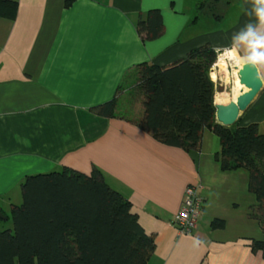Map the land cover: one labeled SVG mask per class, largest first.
Returning a JSON list of instances; mask_svg holds the SVG:
<instances>
[{
    "label": "crops",
    "instance_id": "1",
    "mask_svg": "<svg viewBox=\"0 0 264 264\" xmlns=\"http://www.w3.org/2000/svg\"><path fill=\"white\" fill-rule=\"evenodd\" d=\"M12 1H17L15 13L0 16L3 214L22 203L21 185L29 176L65 168L90 175L98 169L132 204L146 233L155 236L148 264H264V254L252 247V240H264V231L252 216L258 203L249 171L222 169L216 160L220 139L211 130L192 152L164 145L142 130L137 122L144 115V96L133 84L139 65L166 66L208 44L219 54L234 53L235 65L216 66L210 76L215 104L235 101L248 91L238 72L252 37H243L249 29L264 36L256 14L261 5L207 0L200 13L203 0ZM151 10H160L165 31L155 41H143L137 24ZM256 66L262 79L264 65ZM262 81L263 90L237 125L258 124L264 133ZM114 99L117 117L93 111ZM190 185L204 205L197 230L184 235L172 222Z\"/></svg>",
    "mask_w": 264,
    "mask_h": 264
},
{
    "label": "trees",
    "instance_id": "2",
    "mask_svg": "<svg viewBox=\"0 0 264 264\" xmlns=\"http://www.w3.org/2000/svg\"><path fill=\"white\" fill-rule=\"evenodd\" d=\"M206 3H199L198 12ZM16 9L17 1L0 0V16ZM164 31L160 10L140 16L137 32L143 41H155ZM217 55L206 44L166 66L139 65L133 84L144 96V115L137 125L162 144L189 152L200 149L205 130L213 131L220 139L216 160L222 169L249 171L258 203L252 216L264 231V133L258 124L217 123L210 76ZM117 108L114 99L93 111L115 118ZM21 188L22 203L12 208L13 231H0V264H148L153 257L155 236L146 233L132 204L100 170L87 175L65 168L29 176ZM252 247L264 254V240H252Z\"/></svg>",
    "mask_w": 264,
    "mask_h": 264
},
{
    "label": "water",
    "instance_id": "3",
    "mask_svg": "<svg viewBox=\"0 0 264 264\" xmlns=\"http://www.w3.org/2000/svg\"><path fill=\"white\" fill-rule=\"evenodd\" d=\"M238 80L240 85L248 91L242 90L236 100L229 104H215L216 120L225 127L237 125L241 114L251 107L263 90V81L256 65L251 63L243 64L238 72ZM0 220H6V216L1 209Z\"/></svg>",
    "mask_w": 264,
    "mask_h": 264
},
{
    "label": "built area",
    "instance_id": "4",
    "mask_svg": "<svg viewBox=\"0 0 264 264\" xmlns=\"http://www.w3.org/2000/svg\"><path fill=\"white\" fill-rule=\"evenodd\" d=\"M217 63L212 69L216 68L218 65ZM203 205L204 200L200 195L198 188L191 185L188 186L185 190L181 210L172 222L181 234L192 235L197 230Z\"/></svg>",
    "mask_w": 264,
    "mask_h": 264
},
{
    "label": "clouds",
    "instance_id": "5",
    "mask_svg": "<svg viewBox=\"0 0 264 264\" xmlns=\"http://www.w3.org/2000/svg\"><path fill=\"white\" fill-rule=\"evenodd\" d=\"M255 3L261 5L260 8L256 9V14L258 18L264 22V0H255ZM247 37L252 38L247 39ZM243 38L247 39L250 55H248L246 59H241L240 61L243 64L251 63L253 65H264V36L256 37L255 34L249 29L246 36ZM213 51L216 52L217 49L214 48ZM222 56H227L230 59H234V53L232 50H228L222 55H217V60L219 61ZM262 79H264V77H262ZM194 240L197 242V244L202 243L199 238H194Z\"/></svg>",
    "mask_w": 264,
    "mask_h": 264
},
{
    "label": "rangeland",
    "instance_id": "6",
    "mask_svg": "<svg viewBox=\"0 0 264 264\" xmlns=\"http://www.w3.org/2000/svg\"><path fill=\"white\" fill-rule=\"evenodd\" d=\"M227 57V56H226ZM224 59V58H223ZM224 61H225V59H224ZM226 61H228V60H226ZM229 64V63H228ZM232 65V64H231ZM227 66V65H226ZM226 66L225 67H223V68H226ZM222 68V67H221ZM19 205H21V204H19ZM8 217H9V219H7V220H5V221H0V231H5V230H11V231H13V223H12V213L11 212H9L8 214Z\"/></svg>",
    "mask_w": 264,
    "mask_h": 264
},
{
    "label": "bare ground",
    "instance_id": "7",
    "mask_svg": "<svg viewBox=\"0 0 264 264\" xmlns=\"http://www.w3.org/2000/svg\"><path fill=\"white\" fill-rule=\"evenodd\" d=\"M225 59V61H224V59ZM226 60H228V61H226ZM235 60L234 59H230V58H228V57H226V56H222L221 57V59H220V61L217 63L218 65L217 66H220V67H225L226 66V64L228 65V63L227 62H230L232 65H235L236 63L234 62ZM237 62V61H236ZM246 89V88H245Z\"/></svg>",
    "mask_w": 264,
    "mask_h": 264
}]
</instances>
